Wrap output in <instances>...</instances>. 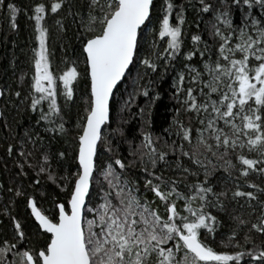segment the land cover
<instances>
[{
    "label": "snow or ice",
    "instance_id": "6c2138e0",
    "mask_svg": "<svg viewBox=\"0 0 264 264\" xmlns=\"http://www.w3.org/2000/svg\"><path fill=\"white\" fill-rule=\"evenodd\" d=\"M201 2L204 11L212 7L203 3V0ZM63 3L64 0H51L49 8L43 2L33 6L39 48L35 50L32 84L35 91L31 107L35 110L38 105L48 101V110L41 109V119L50 124L54 116L60 113L56 80L62 81L63 95L70 100L74 96L73 82L79 77L75 64L67 67L58 78L50 69L46 48L48 30L42 22L49 9L56 13ZM152 4L153 0H102V3L91 0L87 23H83V20L81 22L88 33L82 40V47L88 66L90 103L77 136V171L70 178L72 187L68 198L56 205V218H50L37 207L35 198L28 199L32 214L39 222L38 226L46 230L50 238L38 251L19 250L16 255L20 257V264H150L153 256L154 264H236L245 255L254 264H264V247L236 252L221 251L201 237L202 229L207 230L206 234L214 233L218 223L217 217L206 211L208 194L212 193L218 198L210 184L205 186L209 175L207 169L204 180L195 182L192 186L195 191L189 196L179 191L173 178L144 168L146 188L154 194V199L165 204L167 215L162 216L158 208L152 207L151 201L139 194L136 183H129L127 179L121 182L120 174L109 163L100 173L107 182L108 190L102 188L99 202L95 207L91 204L90 187L94 170L97 169V141L101 138V125L109 119V101L114 88L126 72L131 71L130 66L137 57L139 31L150 18ZM233 4L237 7L247 6L249 11L259 5L261 12H264V0H233ZM3 7L4 2L0 0V8ZM6 8L11 26L16 28L19 9L14 3H7ZM173 8L172 0H166L158 31L160 37L168 38V47L160 55L167 54L169 59L180 51L181 24L185 19L182 13H178V23H172L170 14ZM246 20L247 24L232 28L229 10L217 12V23L222 21L223 25L232 30L222 31L221 27L213 25L214 34L220 37L221 42L217 58L204 61L209 78L202 79L201 72L195 68H192L195 74L190 77L192 81L199 80L206 85L208 92L200 88L203 100L198 101L193 88H187L184 105L186 111L196 113L202 125L197 129V148L211 150L214 155L220 149H223L221 155H228L230 151L237 152V160L241 164L239 171L245 176L250 171L264 173V167H259L264 165V16L256 18L249 15ZM57 24H60L59 20ZM191 39L198 43L202 37L192 35ZM185 55L191 58L197 53L188 51ZM199 55L203 57L204 52ZM141 63L156 67L147 56ZM179 80L183 83V73L179 75ZM176 90L179 92L180 88ZM237 118L240 123H237ZM174 122L182 129L183 137L191 141V126H185L183 121L175 118ZM51 131L63 132L64 124L53 126ZM144 143L148 146V162L154 169L158 160H165L166 153L155 148L149 133L144 134ZM245 147L250 152H256L258 158L243 154ZM7 151L11 153L12 145H8ZM20 154L24 155L23 149ZM63 155V152L59 153V156ZM143 156L144 153H141V158ZM42 158L44 162L50 160L46 152ZM114 163L121 169L125 168L119 158ZM23 167L21 164V169ZM46 170L40 168L42 172ZM48 178L55 179L51 172ZM64 186L67 187V184ZM252 187L257 191H242L237 187L233 196L247 198L250 206L252 200L259 201L258 222L251 227L264 234V199L260 198L264 196V188L255 184ZM180 198L185 200L182 209L187 210L188 215L177 208L176 200ZM194 200L199 201L196 206L193 205ZM251 211L256 212L257 209L251 208ZM240 222L246 223L243 220ZM15 227L18 238L23 239L24 233L20 230L19 221H16ZM181 246L183 256L177 259ZM14 248V244L3 242L0 246V264H12L6 257Z\"/></svg>",
    "mask_w": 264,
    "mask_h": 264
},
{
    "label": "trees",
    "instance_id": "16d2710c",
    "mask_svg": "<svg viewBox=\"0 0 264 264\" xmlns=\"http://www.w3.org/2000/svg\"><path fill=\"white\" fill-rule=\"evenodd\" d=\"M3 2L5 7L0 8V87L3 92L0 119V246L4 241L14 244L15 248L7 254L6 259L12 264H20V257L16 255L19 250L38 251L50 238V234L43 231L32 217L28 199L35 198L41 210L50 218H56V205L68 198L72 187L70 178L77 171V136L90 103L88 66L82 47V40L88 33L81 22L83 20V23H87L91 1L64 0L61 9L56 13L49 9L42 22L48 30L46 40L51 70L59 77L58 67L65 70L75 64L78 72L80 71L78 79L73 83V98L65 103L57 98L60 113L54 116L51 124L41 119V109L48 110V101H44L34 110L31 107L34 88L31 98H24L27 88L25 83L34 76L35 50L38 46L33 6L43 2L49 8L51 0ZM7 3H14L19 9L16 28L11 26ZM165 3L166 0H154L151 16L139 32L137 57L131 71L113 95L111 118L103 129L97 150V169L90 191L91 204L95 207L99 202L102 188L108 190L107 182L100 173L109 163L120 174L121 182L124 179L129 183L135 182L139 194L151 201L152 207L158 208L162 216L167 215L165 204L154 199V194L146 188L144 168L173 178L179 191L189 196L195 191L192 187L195 182L204 180L207 169L209 175L205 186L210 184L218 198L212 193L208 194L206 211L216 216L218 223L214 233L206 234L207 230L202 229L201 237L213 248L221 251L236 252L264 247V234L251 227L258 222L259 201L252 200L250 206L247 198L233 196L237 187L242 191H257L252 187L253 184L264 188V173L253 171L247 176L241 174L237 152L230 151L228 155H221L223 149H220L214 155L211 150L197 148V141L193 142V137L198 122L192 111L185 112L181 105L180 98L185 93V88L183 89L179 80V72L186 62L191 61L198 65L200 59L213 60L219 54L221 41L214 34L213 28L217 11L229 10L233 21L232 28L247 24V16L259 18L264 16V12H261L259 5L254 6L251 11L244 5L237 7L233 0H203V3L212 6L208 11L203 10L201 0H172L174 8L170 14L171 22L178 23V13H182L185 19L181 24L180 51L169 59L167 54L160 55L168 47L167 43L162 51L148 52L145 40L146 27L150 23L153 22L159 31ZM58 20L60 24H57ZM192 35H200L201 41L193 42ZM152 36H156V33ZM188 51H195L197 55L189 58L185 55ZM200 52H204L203 57L199 55ZM145 56L156 64L155 68L141 63ZM6 79L14 89V96L4 94ZM177 87L180 88L179 92ZM17 92L19 95H16ZM174 118L183 121L185 126H191V141L183 137V131L174 122ZM60 123L64 124V131L53 133L51 128ZM145 133L151 135L158 151L166 153L165 160H158L154 169L148 162ZM8 145H12L11 153L7 151ZM21 149L24 155L20 154ZM242 151L245 155L258 158L256 152ZM45 152L50 156L48 162H44L42 158ZM61 152L64 153L62 157L59 156ZM141 153H144L143 158ZM117 158L124 162L125 168L115 165ZM197 160L200 162L197 163ZM21 164L24 165L23 169ZM41 167L47 170L42 172ZM49 172L55 179L48 178ZM66 177L69 179L66 180ZM260 198L264 199V196ZM198 202L194 200L193 205L196 206ZM184 203L183 198L176 200L178 210H183ZM251 208H256L257 211L252 212ZM183 214L188 215L187 210H183ZM241 220L246 223H241ZM16 221L21 225L23 239L18 238ZM233 232L236 233L235 236L232 235ZM182 256L181 246L177 259ZM246 261L247 264H254L248 255L236 264H245ZM154 262L155 256L150 264Z\"/></svg>",
    "mask_w": 264,
    "mask_h": 264
},
{
    "label": "rangeland",
    "instance_id": "374dc122",
    "mask_svg": "<svg viewBox=\"0 0 264 264\" xmlns=\"http://www.w3.org/2000/svg\"><path fill=\"white\" fill-rule=\"evenodd\" d=\"M91 1V0H90ZM97 2H102V0H97ZM217 12H224V11H217ZM217 12L215 13V15H214V21H215V25L216 26H219V27H221V30L222 31H225V30H232L229 26H227V25H223V22L222 21H220V23L218 24L217 23ZM231 19V18H230ZM146 33H147V36H146V49H147V51L149 52V51H152V50H158V51H162L163 50V48L165 47V44L167 43V37H160L159 35H158V31L156 30V25L152 22V23H150L147 27H146ZM156 33V36H152L153 34H155ZM151 35V36H150ZM237 36H238V34H237ZM219 37V36H218ZM219 39H220V37H219ZM234 40H235V37H234ZM234 40L233 41H230V43H233L234 42ZM221 41V40H220ZM39 48V40H38V46H37V49ZM46 48L48 49V43H47V40H46ZM47 53H48V51H47ZM162 53V52H161ZM218 56V55H217ZM217 56L215 57V58H213V60H209V59H200V61H199V64L198 65H196V64H194V63H192L191 61H188V62H186L185 63V65H184V67L182 68V70L179 72V75L181 74V73H183V75H184V80H183V83H181L182 84V87H183V89L185 88V93L183 94V95H181V98H180V100H181V102H182V107L184 108V110H185V99H186V95H187V93H186V89L187 88H189V87H192L193 88V94L194 95H196V97H197V100L198 101H201V100H203V95L202 94H200L199 93V89L200 88H203V91L206 93V92H208V88H207V86L206 85H203V84H201L200 83V81L199 80H197V81H192L191 79H190V77L192 76V75H194L195 73L192 71V68H195L197 71H199V72H201V74H202V76H201V78L202 79H204V80H207L209 77H208V74H207V72H206V70H205V68H204V61L205 60H209V61H214L216 58H217ZM50 62V61H49ZM221 62H223V61H221ZM189 66H191V67H189ZM51 69V68H50ZM32 70H33V68H32ZM66 70V69H65ZM64 69L62 70L60 67H58V69H57V71H59V74L60 75H62V73H63V71H65ZM33 71H35V69L33 70ZM52 71V70H51ZM53 72V75L54 76H58L54 71H52ZM79 75H80V71H79ZM58 78V77H57ZM60 83H59V82ZM4 82H5V88L3 89V91H4V94L6 95V96H8V95H13L14 96V94H13V92H14V89H13V87H12V85H11V83L6 79V80H4ZM74 83V82H73ZM26 84V90H25V95H24V98L25 99H29V98H31V96H32V84H33V79L32 78H29L28 80H27V82L25 83ZM24 85V84H23ZM56 87H57V93H58V95H57V98L58 99H60L63 103H65L66 101H69V100H67L66 98H65V96L63 95V83H62V81H60V80H56ZM215 98V97H214ZM185 112H188V111H186L185 110ZM192 113H193V116H194V119L198 122V125H197V129H199L200 127H202V125H201V123H200V120L197 118V115H196V113L195 112H193L192 111ZM203 115V114H202ZM237 123H240V120H239V118H237ZM242 139H245L244 137H242ZM197 141V130H196V134L194 135V137H193V142H196ZM209 142H212V141H209ZM243 150H245V151H247V152H249L248 151V149H247V147H245ZM251 173H253V171H250L249 172V174H251Z\"/></svg>",
    "mask_w": 264,
    "mask_h": 264
},
{
    "label": "water",
    "instance_id": "95a60500",
    "mask_svg": "<svg viewBox=\"0 0 264 264\" xmlns=\"http://www.w3.org/2000/svg\"><path fill=\"white\" fill-rule=\"evenodd\" d=\"M153 2H154V0H153ZM152 6H153V4H152ZM151 12H152V7H151V10H150V16H151ZM148 20H149V19H148ZM148 20H146L145 24L148 22ZM143 26H144V25L141 26V29L143 28ZM141 29H140V30H141ZM139 32H140V31H139ZM84 53H85V52H84ZM85 56H86V53H85ZM130 67H132V66H130ZM127 73H128V72H126L125 77H126ZM125 77H124V78H125ZM124 78H122L121 81H118V86L123 82ZM118 86H117V87H118ZM117 87L114 88L113 95H114V93H115ZM0 92H2V88H1V87H0ZM113 95L110 97V101H109V106H110L109 119H108L107 121H105V123H104L103 125H101V137H102V133H103V129H104L105 125L109 123L110 118H111V101H112ZM2 97H3V95H0V119H1V117H2ZM100 140H101V138H100ZM100 140L97 141V150H98V146H99ZM95 171H96V170H94V174H95ZM91 188H92V185H91V187H90V191H91ZM58 204H59V203H58ZM29 207H30V211H31V205H30V204H29ZM37 207H39V206L37 205ZM39 208H40V207H39ZM40 209H41V208H40ZM42 211H43V210H42ZM43 212H44V211H43ZM44 213H45V212H44ZM45 214H46V213H45ZM31 215H32V217L34 218V220L36 221V223L39 225V222L35 219V216L32 214V211H31ZM46 215H47V214H46ZM41 229H42V228H41ZM42 230L46 232V230H44V229H42Z\"/></svg>",
    "mask_w": 264,
    "mask_h": 264
}]
</instances>
